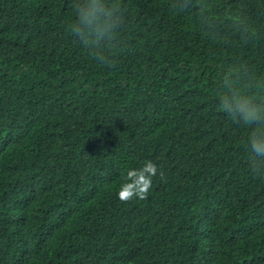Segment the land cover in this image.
I'll list each match as a JSON object with an SVG mask.
<instances>
[{
  "label": "trees",
  "instance_id": "obj_1",
  "mask_svg": "<svg viewBox=\"0 0 264 264\" xmlns=\"http://www.w3.org/2000/svg\"><path fill=\"white\" fill-rule=\"evenodd\" d=\"M75 2L0 0V264H264V177L216 98L264 76V0H120L98 49Z\"/></svg>",
  "mask_w": 264,
  "mask_h": 264
},
{
  "label": "clouds",
  "instance_id": "obj_2",
  "mask_svg": "<svg viewBox=\"0 0 264 264\" xmlns=\"http://www.w3.org/2000/svg\"><path fill=\"white\" fill-rule=\"evenodd\" d=\"M190 0H176L180 11H184ZM75 20L68 25L71 34L85 47L91 44L99 48L98 41L105 36L111 40L123 21L124 9L120 0H76L73 5ZM93 58L100 64L114 66L111 59L103 56L99 50L89 48ZM111 51V48H109ZM233 72H224L220 83L224 91L218 92V110L233 123L250 129L245 140L249 153L248 161L252 172L264 177V76L257 81L250 77L247 84L242 79H232ZM255 89V91H253ZM157 165L149 160L139 169H131L119 189L121 201L133 198L147 199L152 187L153 177L157 176ZM160 176L163 177L161 171Z\"/></svg>",
  "mask_w": 264,
  "mask_h": 264
}]
</instances>
